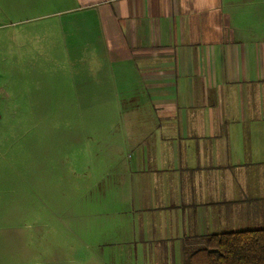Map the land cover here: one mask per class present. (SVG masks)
<instances>
[{
  "label": "crops",
  "instance_id": "1",
  "mask_svg": "<svg viewBox=\"0 0 264 264\" xmlns=\"http://www.w3.org/2000/svg\"><path fill=\"white\" fill-rule=\"evenodd\" d=\"M0 6L21 13L0 24L14 65L46 79L24 99L72 100L78 119L110 124L93 150L132 208L120 221L133 246L180 262L196 236L264 220V0ZM82 262L48 255L31 264Z\"/></svg>",
  "mask_w": 264,
  "mask_h": 264
},
{
  "label": "rangeland",
  "instance_id": "2",
  "mask_svg": "<svg viewBox=\"0 0 264 264\" xmlns=\"http://www.w3.org/2000/svg\"><path fill=\"white\" fill-rule=\"evenodd\" d=\"M16 10L0 6V24L19 18ZM13 41H0V264H31L48 255L80 256V264H182L184 255L180 262L157 260L128 240L120 219L132 208L115 197L108 163L93 150L110 124L78 119L72 100L24 99L28 87L46 79L14 65V46L4 47ZM250 228H264V220L238 226ZM141 234L130 228L132 237Z\"/></svg>",
  "mask_w": 264,
  "mask_h": 264
},
{
  "label": "trees",
  "instance_id": "3",
  "mask_svg": "<svg viewBox=\"0 0 264 264\" xmlns=\"http://www.w3.org/2000/svg\"><path fill=\"white\" fill-rule=\"evenodd\" d=\"M193 247L183 248L182 264H264V228L196 236Z\"/></svg>",
  "mask_w": 264,
  "mask_h": 264
}]
</instances>
